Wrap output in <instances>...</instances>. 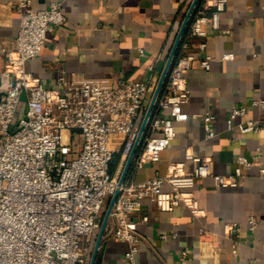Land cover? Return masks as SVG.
<instances>
[{
	"label": "built area",
	"instance_id": "1",
	"mask_svg": "<svg viewBox=\"0 0 264 264\" xmlns=\"http://www.w3.org/2000/svg\"><path fill=\"white\" fill-rule=\"evenodd\" d=\"M198 1L146 117L152 98L149 91L153 95L157 85L152 79L120 78L114 84L106 77L73 81L61 74L58 86H46L27 62L41 54L48 31L65 20L62 4L52 0L47 7L36 9L33 0H16L19 31L11 46L2 47L6 62L0 97V264H88L108 200L117 189L105 229L128 242L124 264H137L142 235L131 213L142 199H151L162 210L185 204L198 216L205 209L194 191L196 178L213 176L219 186L240 184L243 167L252 164L247 156L237 157L234 172L215 173L210 157L191 154L196 166L190 173L184 161H173L164 175L136 181L127 174L119 183L136 143L128 173L158 160L176 135L175 121L188 118L183 104L190 99L186 73L195 59L191 48L204 51L207 45L205 39L195 38L204 37L208 25L223 34L230 31L221 25L227 0ZM234 57L232 51L221 56ZM211 60L210 54L200 57L206 69ZM252 103L264 105V98L257 97ZM19 109L23 115L11 130ZM247 111L246 105L235 106L229 113V128L258 131L264 122L257 119L234 122ZM212 117L204 114L209 136L215 134ZM117 152L119 164L112 171ZM164 182L170 189L163 187ZM257 224V217L250 216L251 231ZM225 228L229 233L240 231L234 222Z\"/></svg>",
	"mask_w": 264,
	"mask_h": 264
},
{
	"label": "crops",
	"instance_id": "2",
	"mask_svg": "<svg viewBox=\"0 0 264 264\" xmlns=\"http://www.w3.org/2000/svg\"><path fill=\"white\" fill-rule=\"evenodd\" d=\"M51 1L33 0V7L44 8ZM59 1L65 20L48 31L41 54L27 62L49 87L58 86L61 74L73 81L106 77L114 84L120 78L158 83L193 0ZM221 25L230 31L223 34L208 25L205 36L195 38L206 40L205 50L191 48L195 59L186 73L191 92L183 104L188 118L175 121L176 135L158 160L128 176L140 181L164 175L173 161H184L190 173L196 160L189 154L210 157L215 173L234 172L239 155L252 164L243 167L237 186H219L213 176L196 178L194 191L203 215L194 216L185 204L162 210L151 199H142L131 213L142 235L137 264H264V124L256 132L228 126L229 113L238 105L248 111L235 123L249 118L264 122V105L252 103L264 98V0H227ZM19 26L16 0H0V97L6 62L2 47L13 44ZM226 51L235 57L222 59ZM204 54L212 56L209 69L200 63ZM205 113L213 115L212 136L205 128ZM163 187L170 189V184ZM252 215L258 219L255 231L249 228ZM228 222L240 231L229 233ZM127 248V241L105 229L95 264H124Z\"/></svg>",
	"mask_w": 264,
	"mask_h": 264
},
{
	"label": "water",
	"instance_id": "3",
	"mask_svg": "<svg viewBox=\"0 0 264 264\" xmlns=\"http://www.w3.org/2000/svg\"><path fill=\"white\" fill-rule=\"evenodd\" d=\"M196 2H197V0H193L192 1L191 5H190V7H189V9H188L183 21H182V24H181V26H180V28L178 30L177 36L175 38V41H174L173 46L171 48V51L169 53L168 59H167V61L165 63V66H164V68L162 70V73L160 75V78L158 80L156 88H155V90L153 92V95H152V98L150 100V103H149V106H148V109H147V112H146V117L149 115L150 111L152 110V108L154 106V103H155V100H156V97H157L161 87L163 86L164 81L167 78V75H168V72H169V68H170L173 56H174V54H175V52H176V50L178 48L181 36L184 33V31H185L186 25L188 23V20H189L190 14H191V11H192V9H193V7H194ZM143 126L144 125H142V127H141V131L143 130ZM136 150H137V143L133 147L132 151L130 152V154H129L126 162H125V165L123 167V170H122L120 178H119V183H122L126 179L128 171H129V169L131 167L133 156H134ZM118 192H119V189H117L114 192V194L108 200L106 209L104 211L102 224L100 226V229L98 230V233H97V236H96V239H95V243H94V246H93V250H92V254H91V258H90V263L89 264H95L98 248H99L102 236L104 234V231H105V228H106V224H107V221H108L112 206L114 204V201L117 198Z\"/></svg>",
	"mask_w": 264,
	"mask_h": 264
},
{
	"label": "trees",
	"instance_id": "4",
	"mask_svg": "<svg viewBox=\"0 0 264 264\" xmlns=\"http://www.w3.org/2000/svg\"><path fill=\"white\" fill-rule=\"evenodd\" d=\"M201 0H199L198 1V3L200 2ZM187 27V26H186ZM178 49V48H177ZM119 160H120V152H117L116 154H115V158H114V160H113V162H112V164H111V170L112 171H115L116 170V168H117V166H118V164H119ZM96 236V235H95Z\"/></svg>",
	"mask_w": 264,
	"mask_h": 264
},
{
	"label": "rangeland",
	"instance_id": "5",
	"mask_svg": "<svg viewBox=\"0 0 264 264\" xmlns=\"http://www.w3.org/2000/svg\"><path fill=\"white\" fill-rule=\"evenodd\" d=\"M23 112H24L23 109H19V111L16 113L15 121H14V123L10 127L11 130L14 129L15 124L18 122V119L23 115Z\"/></svg>",
	"mask_w": 264,
	"mask_h": 264
}]
</instances>
